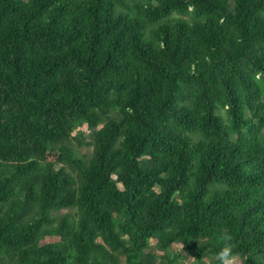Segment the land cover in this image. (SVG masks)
<instances>
[{
    "label": "trees",
    "instance_id": "obj_1",
    "mask_svg": "<svg viewBox=\"0 0 264 264\" xmlns=\"http://www.w3.org/2000/svg\"><path fill=\"white\" fill-rule=\"evenodd\" d=\"M225 244L264 264V0H0V264Z\"/></svg>",
    "mask_w": 264,
    "mask_h": 264
},
{
    "label": "clouds",
    "instance_id": "obj_2",
    "mask_svg": "<svg viewBox=\"0 0 264 264\" xmlns=\"http://www.w3.org/2000/svg\"><path fill=\"white\" fill-rule=\"evenodd\" d=\"M222 264H233L237 259L238 254L234 253L230 245L225 244V246L218 252Z\"/></svg>",
    "mask_w": 264,
    "mask_h": 264
},
{
    "label": "rangeland",
    "instance_id": "obj_3",
    "mask_svg": "<svg viewBox=\"0 0 264 264\" xmlns=\"http://www.w3.org/2000/svg\"><path fill=\"white\" fill-rule=\"evenodd\" d=\"M80 130L83 131L85 134L88 133L86 127H82ZM73 147H74V149L77 152V157H79V158L80 157H84V158H88L89 157V155H90V149L89 148H86V147L77 148L75 146H73ZM45 240H46V242H54V241H57L58 238L52 237V238H48V239H45Z\"/></svg>",
    "mask_w": 264,
    "mask_h": 264
}]
</instances>
